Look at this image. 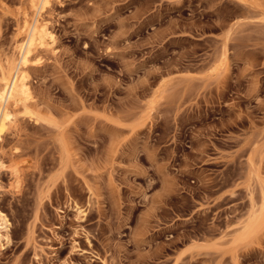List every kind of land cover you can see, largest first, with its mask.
Returning a JSON list of instances; mask_svg holds the SVG:
<instances>
[{
	"label": "rangeland",
	"instance_id": "374dc122",
	"mask_svg": "<svg viewBox=\"0 0 264 264\" xmlns=\"http://www.w3.org/2000/svg\"><path fill=\"white\" fill-rule=\"evenodd\" d=\"M51 2L0 264H264V0ZM27 3L0 0V70Z\"/></svg>",
	"mask_w": 264,
	"mask_h": 264
},
{
	"label": "bare ground",
	"instance_id": "6f19581e",
	"mask_svg": "<svg viewBox=\"0 0 264 264\" xmlns=\"http://www.w3.org/2000/svg\"><path fill=\"white\" fill-rule=\"evenodd\" d=\"M51 1L28 0L26 10H31L30 16L22 9L18 38L12 47L13 57L10 60L6 59L7 61H4L6 66L0 70V142L5 132L15 127L17 112L26 111L28 105L32 103L28 73L38 50L46 48L53 41L42 17L43 12L49 10ZM2 165L0 160V168ZM7 226L6 216L0 212V240L7 236Z\"/></svg>",
	"mask_w": 264,
	"mask_h": 264
}]
</instances>
